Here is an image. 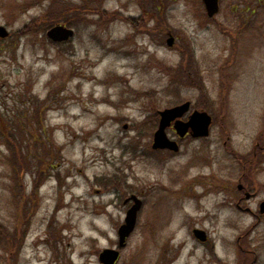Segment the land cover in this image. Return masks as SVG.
Instances as JSON below:
<instances>
[{"label": "rangeland", "instance_id": "374dc122", "mask_svg": "<svg viewBox=\"0 0 264 264\" xmlns=\"http://www.w3.org/2000/svg\"><path fill=\"white\" fill-rule=\"evenodd\" d=\"M75 8L82 14L78 21L69 12ZM231 8V0H220L217 19L233 20ZM60 13L72 21L55 17ZM98 18L96 26L92 21ZM262 21L260 30L240 39L248 60H238L241 71L225 92L214 70L226 60L221 48L232 44L234 33L207 25L200 0H0V26L9 32L0 39V227L7 230L0 237V264H99L101 251L117 247V229L130 206L122 202L132 195L142 206L116 264H213L203 248L193 247V226H186L198 219L201 206L179 203L177 193L181 182L219 175L224 153L231 159L256 154L252 168L260 170L257 179L264 184L263 16ZM56 25L72 29L73 37L51 42L46 32ZM25 28L31 33H23ZM179 48L195 58L189 70L200 77L197 86H170L159 67L177 70ZM199 88L207 89L206 111L217 122L209 137L187 139L175 156L152 152L157 122L151 117L185 102L193 108ZM177 95L182 100L173 104ZM6 141L34 164L40 162L35 154L42 158L50 151L55 159L28 218L21 211L25 200L15 194ZM115 175L123 179L116 191L95 183ZM23 182L28 197L32 178ZM202 204L211 207L210 199ZM224 218L204 224L220 258L237 234L264 235V220L254 225L233 210L226 223ZM225 249L233 254L232 246Z\"/></svg>", "mask_w": 264, "mask_h": 264}, {"label": "flooded vegetation", "instance_id": "af4514ba", "mask_svg": "<svg viewBox=\"0 0 264 264\" xmlns=\"http://www.w3.org/2000/svg\"><path fill=\"white\" fill-rule=\"evenodd\" d=\"M231 4L232 8L230 10L233 12V20L228 21V23H224L223 21L217 19V16L220 13V0L218 14L211 19H207V25L221 30L222 33H226L228 31L227 29H229L236 35L235 36L233 34L231 37L232 44H224V47L221 48V54L224 53L223 58H226V60L224 59L223 62L220 63L214 70V72L217 71V74L221 76L222 80L226 83L225 92H228V88H226L228 85L230 87L229 89L231 90L230 84L232 80L241 71V65L238 64V60H240V58H242V60H248V56H246V53H244V44H239L240 39L247 31L257 32L258 29L260 30L261 27H263L262 16L264 17V0H231ZM222 33L219 34L222 35ZM194 63H196L195 58ZM194 67V71L197 70L199 73L198 67ZM201 73L203 74V72ZM198 78L200 77L198 76ZM196 90V92L199 94L200 90ZM203 91L208 96L207 89H203ZM232 92L233 90L231 93ZM194 111L204 112L206 110L197 109L194 107L192 108V105L190 104L189 111L184 114L180 120L182 122H186L190 114ZM209 116L211 118V124L209 127L210 135V129L214 124V120L211 115ZM156 117V122H158V114H156ZM168 131H170L175 136V138L172 140L177 143L179 148L178 152L172 153L167 150L154 151L151 147V140L150 150L152 152L175 156L179 154L183 142H185L187 139L199 141L209 137L194 139L189 134H187L183 138H178L172 128V125ZM231 156L232 154L229 153H224L222 155L223 163L221 162V164H219V166L221 165V168L219 169V175L216 176L211 174L207 178H194L181 182L177 193V195H179L177 200L181 204L186 201H191L194 205V208L196 209L198 206H201L200 212L197 216L198 219L186 222V226L190 228V223L192 224L193 227H191L189 230L190 240L193 241L192 245L193 247L199 246L206 251L208 256L207 261H210L211 259L213 264H264V235H259L248 230L246 232L237 234L236 238L234 239V243L225 245L226 248L232 246L233 254L230 255L224 246V254L223 257L220 258L215 253L214 242L211 241V233H209L208 228H205L204 226L205 223L211 226L216 222L218 223L220 219L224 217V215L226 216V218H224V223H226V220H228V214L231 210H233L235 213H238L239 215L247 216L248 218L252 219L254 225L260 224V222L264 220V213L261 212V205L264 203V184H261L257 179L260 170L246 169L243 167V165L246 163L252 165L255 164L256 166L258 164V158L256 154L251 155V157L243 155L239 156V154H237L233 155V159H231ZM230 163L235 165L237 168L232 170L230 168ZM232 182L236 184H232ZM196 188H200V194L195 192ZM214 196L216 197L217 201L211 198ZM126 199L127 198H125L122 202L123 206H131V203L124 204ZM209 199L211 201V207L204 208L202 202L207 204ZM194 230H199L204 233V241H198L195 238ZM190 257L191 255H189V258Z\"/></svg>", "mask_w": 264, "mask_h": 264}, {"label": "water", "instance_id": "95a60500", "mask_svg": "<svg viewBox=\"0 0 264 264\" xmlns=\"http://www.w3.org/2000/svg\"><path fill=\"white\" fill-rule=\"evenodd\" d=\"M219 0H201L202 6L207 18L211 19L218 14ZM74 35L72 29L62 25H56L46 32V37L53 43H64L69 41ZM8 31L0 26V39L8 38ZM174 39L169 36L166 44L170 48L173 46ZM190 103L185 102L181 105L159 111L158 126L152 137V150H167L177 153L179 148L175 141L170 140L166 131L171 127L178 138H183L189 134L194 139L207 138L209 136V127L211 124L210 116L203 111H194L188 117L186 122L180 119L189 111ZM125 128V127H124ZM131 202V207L126 211L123 224L117 229V247L115 249H105L98 255L99 264H116L119 259L120 251L125 248L126 240L133 233L137 213L141 209L142 202L139 198L132 195L124 201V204ZM261 212L264 213V203L261 205ZM194 236L199 241H204V233L194 230Z\"/></svg>", "mask_w": 264, "mask_h": 264}, {"label": "trees", "instance_id": "16d2710c", "mask_svg": "<svg viewBox=\"0 0 264 264\" xmlns=\"http://www.w3.org/2000/svg\"><path fill=\"white\" fill-rule=\"evenodd\" d=\"M69 12H71L73 14V15H71L72 17L75 16V18H74L75 21H78L81 19L82 14H80L81 10L79 8H77V9L75 8ZM98 13H100L99 14V18H100V16L102 15V11L101 12L99 11ZM103 13H105V12H103ZM63 15H64L63 13H60L59 15L56 14L55 17H57L58 19L61 17L60 19L64 23L72 21L71 20L72 17L70 19H67V18L63 19ZM88 15H90V14L88 13ZM109 17H112V15H107L104 18H109ZM99 18L95 21H92L94 25H96V26L101 25ZM158 20H159V18L157 16L155 19V23ZM31 31H32L31 28H25L24 31H22V32L23 33L28 32L30 34ZM178 51H179L178 53L180 55V63H179V66L177 67V70L170 68L168 66L162 67L161 65H159V67H161L162 68L161 70L166 75H168V77L170 79V86H177V85H182V86H186V87L197 86L200 83V79L196 78L195 74L191 75V70H189V65L191 64L189 62L194 61L192 53H190L189 51H186L185 49H182V48H179ZM192 71H193V69H192ZM193 73H194V71H193ZM177 89H179V88H177ZM199 89H200V93L198 94L199 97H198L197 101L193 104V107L197 108V109L207 110L208 96L203 91L202 88H199ZM181 100H182V98L179 95H177L176 100L173 102V104L174 103L177 104ZM151 120H154L155 122L157 121V117L155 114L153 115V117H151ZM214 123L217 124V122H215V121H214ZM7 139L9 140L10 138L7 136ZM4 146L6 148L5 151H6L7 155L9 156L6 159L7 160L6 162H7V165L9 166V168L12 170V178H14L15 194L17 195V197L20 200H25L24 206L23 205L21 206V211L23 212V214L25 215V218H26L27 215L29 216V214L32 211H34V209H36V207L34 206V203H33L35 196H36L38 190L40 189V187L42 186V184L44 183V179L46 177V174L48 173L47 171H49L50 164H52V162L55 159L52 157L50 151L46 154H42L43 159L40 156H37L35 154L34 160H36V158H38V160L40 161L39 164L37 165L36 162L34 164L33 160H30L29 158H26V157L24 158L21 154V150H18V152H17V145L14 144L13 142H11V141L7 142L6 141ZM253 166H255V164L252 165V164L246 163L245 165H243V167L246 169H253L252 168ZM25 176H30L32 178V187H31L30 193L28 194V197H26V195H25L26 189H25V185H23V183L25 184V182H23ZM121 182H123V179L119 178V176H116V175L112 176V177H108V178L95 179V183H97L105 191H108L111 189H113V191L114 190L116 191L119 183L121 184ZM18 189H20L22 197H19V195L17 193ZM16 198L14 197L15 202H16ZM28 216H27V218H28ZM20 227L21 226H19L18 228H20ZM17 229H15V233H13L14 238L16 236H18V234H19ZM50 229H52V231L54 230L52 225L48 224L47 232L49 235L52 236L53 232ZM5 231H7V230L6 229L2 230L0 227V237L2 239L4 236V234L2 232H4L5 235L7 234V232H5ZM20 232H21V230H20ZM9 236L7 238H5L6 241L9 239ZM23 236H24V232H22L20 238L22 239ZM10 243L14 244L15 242H13L10 239ZM7 246H8V242L5 244L4 250H6ZM4 250H2V251H4ZM5 252L9 253L8 255L11 256V251L8 252L6 250Z\"/></svg>", "mask_w": 264, "mask_h": 264}]
</instances>
